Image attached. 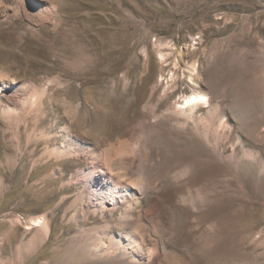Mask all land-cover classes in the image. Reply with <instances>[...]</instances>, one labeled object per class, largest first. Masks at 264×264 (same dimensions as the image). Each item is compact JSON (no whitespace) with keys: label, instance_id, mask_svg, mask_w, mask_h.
<instances>
[{"label":"rangeland","instance_id":"1","mask_svg":"<svg viewBox=\"0 0 264 264\" xmlns=\"http://www.w3.org/2000/svg\"><path fill=\"white\" fill-rule=\"evenodd\" d=\"M0 264H264V0H0Z\"/></svg>","mask_w":264,"mask_h":264},{"label":"bare ground","instance_id":"2","mask_svg":"<svg viewBox=\"0 0 264 264\" xmlns=\"http://www.w3.org/2000/svg\"><path fill=\"white\" fill-rule=\"evenodd\" d=\"M207 98L204 95L198 94V93H193L191 95H189L185 100H184V105L186 106H192V107H196V106H204V104L206 103ZM208 104V103H207ZM185 106V107H186ZM184 107V108H185ZM187 108V107H186ZM110 180V178H109ZM99 188L98 189H102V192H105L103 190H106V192L108 191V195H107V201H111L113 206L116 203V200L120 202H125L127 200V196L132 197L133 195H135L131 189L130 186H112L111 183H107V185L103 182L98 183ZM36 224H40L41 220H36L35 221Z\"/></svg>","mask_w":264,"mask_h":264}]
</instances>
